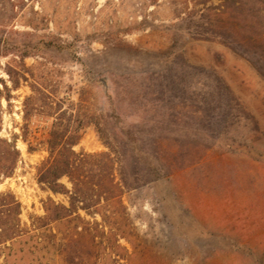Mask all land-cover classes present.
I'll return each instance as SVG.
<instances>
[{
  "label": "rangeland",
  "instance_id": "374dc122",
  "mask_svg": "<svg viewBox=\"0 0 264 264\" xmlns=\"http://www.w3.org/2000/svg\"><path fill=\"white\" fill-rule=\"evenodd\" d=\"M179 1L0 0L11 93L0 136L20 151L0 191L19 200L26 229L0 244V264H252L264 253V73L172 26ZM255 30L264 36V15ZM93 116L117 152L116 181L138 186L81 210L76 244L75 222L33 226L49 196L67 203L38 168L56 122L78 134L76 151L111 153ZM149 166L168 177L148 182Z\"/></svg>",
  "mask_w": 264,
  "mask_h": 264
},
{
  "label": "trees",
  "instance_id": "16d2710c",
  "mask_svg": "<svg viewBox=\"0 0 264 264\" xmlns=\"http://www.w3.org/2000/svg\"><path fill=\"white\" fill-rule=\"evenodd\" d=\"M192 1L193 5H190ZM180 5L183 7L180 8ZM176 7V21L172 26H176L178 31L185 30L200 38L217 40L246 57L264 73V36L255 30L264 15V0H180ZM215 80L223 83L219 75L215 76ZM1 82L3 89L0 88V95L9 100V87L0 78ZM93 119L111 153L76 151L74 145L78 142V134H67L68 128L60 127L56 122L47 139L48 157L38 168V183L52 193L65 195L67 203L49 196L43 201L44 214L33 219V226L38 229L54 222H75L71 241L76 244L81 239V210L98 213L97 207L103 200L118 196L123 189L138 186L137 177L135 182H128L124 176H121L120 182L116 181V161L112 153L117 152L111 140L102 136L103 129L97 116ZM19 155L16 144L0 136V179L13 173ZM148 169L152 173L148 182H156L169 175L158 166H149ZM20 214L21 204L15 195L0 191V244L25 232ZM53 243L60 252L70 246V242L64 239H54ZM249 256L253 258L252 264H264V253L260 250L251 251Z\"/></svg>",
  "mask_w": 264,
  "mask_h": 264
}]
</instances>
